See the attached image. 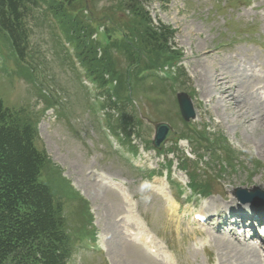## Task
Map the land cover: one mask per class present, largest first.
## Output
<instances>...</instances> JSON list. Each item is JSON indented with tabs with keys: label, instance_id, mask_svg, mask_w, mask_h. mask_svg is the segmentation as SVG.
I'll use <instances>...</instances> for the list:
<instances>
[{
	"label": "rangeland",
	"instance_id": "1",
	"mask_svg": "<svg viewBox=\"0 0 264 264\" xmlns=\"http://www.w3.org/2000/svg\"><path fill=\"white\" fill-rule=\"evenodd\" d=\"M117 2L37 0L25 20L29 38L23 61L0 32V99L5 108L32 120L35 145L51 159L40 181L63 218L71 247L67 264H167L164 254L153 257L133 246L126 231L138 228L171 255L168 264H264V245L252 263L241 242H254L240 234L249 226L246 214L264 222V196L243 202V193H236L264 192V0H151L144 6L152 21L176 30L177 57L156 69L157 81L135 90L124 106L125 122L147 151L140 168L113 139L117 131L100 90L82 85L90 77L70 33L76 23L90 26L91 41L104 43L102 23L118 16ZM217 75L225 78L223 86L212 83ZM114 86H107L109 93ZM180 93L188 95L195 111L188 123L179 114ZM239 110L245 122L235 126ZM159 123L176 136L157 154L152 139ZM103 177L120 184L129 201ZM159 187L178 207L172 218ZM191 210L212 221L195 226L190 216L184 218ZM230 216L235 233L228 231Z\"/></svg>",
	"mask_w": 264,
	"mask_h": 264
},
{
	"label": "trees",
	"instance_id": "2",
	"mask_svg": "<svg viewBox=\"0 0 264 264\" xmlns=\"http://www.w3.org/2000/svg\"><path fill=\"white\" fill-rule=\"evenodd\" d=\"M116 1L118 16L102 23L104 43L91 41L90 26L76 23L70 33L74 43L78 42L76 56L88 79L126 120L124 106L135 90L157 81L146 73L175 62L176 30L149 18L144 6L151 0ZM36 4L37 0H0V32L19 61L25 59L28 46L25 20ZM93 11L89 9L88 14ZM120 31L117 37L114 33ZM98 50L102 53L99 58ZM122 57L126 66L120 68ZM112 83L115 86L109 93L107 86ZM113 93L115 102L110 99ZM36 138L32 120L5 108L0 99V264H67L71 254L60 210L40 181L41 171L51 160L37 149Z\"/></svg>",
	"mask_w": 264,
	"mask_h": 264
},
{
	"label": "bare ground",
	"instance_id": "3",
	"mask_svg": "<svg viewBox=\"0 0 264 264\" xmlns=\"http://www.w3.org/2000/svg\"><path fill=\"white\" fill-rule=\"evenodd\" d=\"M208 65V64H207ZM209 66V65H208ZM211 66V65H210ZM225 68V67H224ZM214 70H215V68H214ZM219 71H220V69H219ZM214 73V72H213ZM217 73V72H216ZM215 73V74H216ZM222 75H224L225 76V74H222ZM218 78V79H217ZM217 78H212V83H217V84H219V85H222L223 86V83H224V79L225 78H219L218 77V75H217ZM227 78V77H226ZM229 79V78H228ZM225 83H227V81L225 82ZM234 85V84H233ZM228 86V85H227ZM235 87V86H234ZM244 87V86H243ZM228 88V87H227ZM232 88V87H231ZM219 90V89H218ZM228 90V89H227ZM225 90L223 89L222 90V93L224 94L225 92H224ZM243 91V90H242ZM218 93V92H217ZM244 93H245V91H244ZM219 94V93H218ZM232 103V102H231ZM233 104V103H232ZM244 115V112H242L241 110H239L238 111V113H237V115H233V121H234V124H235V126H241L242 124H243V122H245L244 121V119H239V117H242ZM239 120V121H238ZM242 120V121H241ZM104 178V177H103ZM106 181H107V183H109L111 186H114V187H117V189H119V191H120V193H123L124 194V190L122 189V187H121V185H119V184H115V183H113V182H111L109 179H107V178H104ZM156 181V180H155ZM157 181H159V180H157ZM161 182V183H160ZM162 182H163V180H160L159 181V184H162ZM157 192H158V194L160 195V196H162L163 198H164V200L165 201H167L168 202V208H169V210H166V214L168 215V216H170L171 218H172V216H175V213H177V205L175 204V202L173 201V200H171V198L170 199H168V198H165V191H164V188L163 187H159L158 189H157ZM125 204V203H124ZM245 208V210L248 212L249 211V207H248V205H246V207H244ZM178 214V213H177ZM244 216H242V215H240L239 216V218H243ZM249 217V215L248 214H246V216H245V218H248ZM127 221H129L130 219H126ZM140 225V224H139ZM136 227H138V225H135ZM138 230V232L137 233H134V232H130V231H126V234L128 235V237H129V240L130 241H132L133 242V246L135 247V244H138V245H140L141 247H143L144 249H146L145 251L146 252H148V253H150L151 255L154 253V256H162L163 254H164V256L169 260V258L166 256L167 255V253H165V251L164 252H162V249L160 248V247H157L156 245H155V239H154V237L152 236V235H150V233H147L146 231H144V230H142V229H137ZM254 238H256V236H255V234H254ZM215 239V238H214ZM257 239V238H256ZM121 241V240H120ZM214 241V240H213ZM218 241L220 242V243H224V242H226L227 243V241H225V239H222V238H218ZM260 241V243H264V239L263 240H259ZM114 242V241H113ZM122 242V241H121ZM241 242V241H240ZM215 243V242H214ZM219 243V244H220ZM229 244V243H228ZM221 245V244H220ZM227 245V244H226ZM241 245L244 247V249H246V250H249L247 253H249V255L251 256V260L250 261H252L253 260V258H254V256L253 255H257L258 254V251L254 248V247H252V246H248V245H246V243L245 242H241ZM137 246V245H136ZM230 246V245H229ZM228 246V247H229ZM223 247H225V246H223ZM137 248V247H136ZM137 250V249H136ZM142 253V252H141ZM243 254V253H242ZM237 255V254H236ZM238 255H240V254H238ZM142 256V255H141ZM261 256V255H260ZM119 257V256H118ZM148 257V256H147ZM151 257V256H150ZM238 257V256H237ZM124 258V257H123ZM241 259V258H240ZM246 258H244V260H245ZM163 260V259H162ZM239 260V259H238ZM125 262V261H124ZM255 262V259L252 261V263H254ZM262 262V261H261ZM165 263V262H164ZM163 263V264H164ZM248 263V262H247ZM243 264V263H242ZM246 264V263H245Z\"/></svg>",
	"mask_w": 264,
	"mask_h": 264
},
{
	"label": "water",
	"instance_id": "4",
	"mask_svg": "<svg viewBox=\"0 0 264 264\" xmlns=\"http://www.w3.org/2000/svg\"><path fill=\"white\" fill-rule=\"evenodd\" d=\"M177 104L179 108L180 115L185 122H188L190 119L195 118V113L193 110L192 103L189 97L184 94L180 93L177 95ZM175 134L172 132V129L166 123H159L154 125V138L152 144L154 148L161 149L162 146L167 142L173 140ZM237 194L243 193L241 196H245L243 198L247 201H252L254 197H260L261 195L264 196V192H261L259 189L254 188L253 190H249L250 192H241L242 190L238 189Z\"/></svg>",
	"mask_w": 264,
	"mask_h": 264
}]
</instances>
